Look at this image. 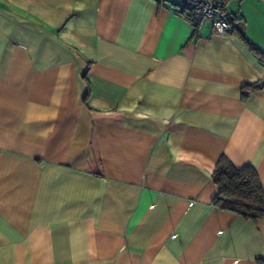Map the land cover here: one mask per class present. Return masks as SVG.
<instances>
[{"label": "crops", "instance_id": "1", "mask_svg": "<svg viewBox=\"0 0 264 264\" xmlns=\"http://www.w3.org/2000/svg\"><path fill=\"white\" fill-rule=\"evenodd\" d=\"M224 35L174 0H0V264H264V0Z\"/></svg>", "mask_w": 264, "mask_h": 264}, {"label": "trees", "instance_id": "2", "mask_svg": "<svg viewBox=\"0 0 264 264\" xmlns=\"http://www.w3.org/2000/svg\"><path fill=\"white\" fill-rule=\"evenodd\" d=\"M230 21L233 30L236 21L232 18ZM261 88H264V82L247 84L243 87L242 96L245 98L247 92ZM212 182L218 188V194L213 200L216 206L231 210L247 221L264 218V185L254 168H237L229 159L221 156L213 170Z\"/></svg>", "mask_w": 264, "mask_h": 264}, {"label": "built area", "instance_id": "3", "mask_svg": "<svg viewBox=\"0 0 264 264\" xmlns=\"http://www.w3.org/2000/svg\"><path fill=\"white\" fill-rule=\"evenodd\" d=\"M225 0H174L178 12L192 23L209 20L212 34L224 35L232 28L230 16L224 8Z\"/></svg>", "mask_w": 264, "mask_h": 264}]
</instances>
